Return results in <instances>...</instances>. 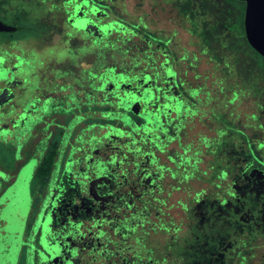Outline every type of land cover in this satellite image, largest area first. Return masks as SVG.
I'll use <instances>...</instances> for the list:
<instances>
[{"label": "flooded vegetation", "instance_id": "af4514ba", "mask_svg": "<svg viewBox=\"0 0 264 264\" xmlns=\"http://www.w3.org/2000/svg\"><path fill=\"white\" fill-rule=\"evenodd\" d=\"M92 2L94 7L104 8ZM22 7L20 21L0 15V21L18 29L6 35L22 36L0 40V145L6 150L4 165H0V264H13L12 257L17 255L18 259L24 254L25 264H91L97 249L94 237L103 235L99 230L95 232L89 222L77 221L80 210L86 209L100 220L126 187L139 197L143 187L160 183L157 164L164 162L166 154L169 156L168 146L162 144L164 127L178 120L170 128L171 138L177 136L195 115L189 114V103H205L209 96L200 100L182 93L188 71L178 77L175 65L187 58V52L178 44L182 56L177 58L170 45L173 35L152 31L155 37L164 36L170 57L166 49L145 38L150 50L153 45L154 49H162L160 62L165 71L153 72L150 84L143 85L138 79L124 77L123 67L117 63L109 77L111 69L101 60L115 46L111 49L108 40H103L105 26L99 23L102 20L92 17H97V11L87 13L86 7L79 4L73 10L80 17L67 11L64 25L71 37L64 38L65 48L59 51L54 36L45 40L41 34L30 33L28 5ZM99 14L105 16L104 11ZM64 25L60 24L57 34L61 35ZM77 52L81 54L79 62L88 65L80 74L73 71L79 65ZM135 54L140 56V52ZM146 54L149 56L150 51ZM61 59L73 64V72H56V63ZM93 60L101 61L97 73L89 64ZM140 86L147 87L140 91ZM173 90L176 94L170 93ZM201 90L199 87L187 93ZM31 166V198L33 210L38 212L30 232L22 235L24 244L20 246V217L8 221L9 214L3 219L2 211L17 199L18 184ZM9 167L12 172H8ZM65 175L67 178H62ZM114 198L117 200L112 202ZM44 204L48 209L39 225ZM48 216L55 221L44 232Z\"/></svg>", "mask_w": 264, "mask_h": 264}, {"label": "trees", "instance_id": "16d2710c", "mask_svg": "<svg viewBox=\"0 0 264 264\" xmlns=\"http://www.w3.org/2000/svg\"><path fill=\"white\" fill-rule=\"evenodd\" d=\"M23 4L28 5L31 24L46 20L38 0H0V15L20 21ZM194 5L191 0L180 3V12L190 16L194 32L213 47L218 40L215 27L198 30L200 16L193 12ZM228 35L236 68L249 67L263 75L254 60L264 58L244 31ZM254 85L256 94L259 82ZM190 106L197 114L199 105ZM211 120L212 135H200L198 145L184 144L178 135L171 138L170 144L181 151L176 161L180 171L171 167L175 160L170 156L167 163L157 164L160 183L143 187L139 197L126 187L112 214L98 220L80 210L77 221L89 222L103 235L100 240L94 237L95 264H264V125L249 127L251 132L236 125L235 135L223 136ZM191 122L183 129L191 128ZM167 176L170 181H164Z\"/></svg>", "mask_w": 264, "mask_h": 264}, {"label": "rangeland", "instance_id": "374dc122", "mask_svg": "<svg viewBox=\"0 0 264 264\" xmlns=\"http://www.w3.org/2000/svg\"><path fill=\"white\" fill-rule=\"evenodd\" d=\"M68 1L69 4H67ZM92 1H95L96 4L103 6L104 8L101 9L98 6L94 7ZM187 1L189 0H38V5L45 11L46 20H41V22L35 25L29 22V30L33 36H40V34L43 35V39L45 40L54 36V42L59 45L58 50L63 51L65 48L64 38L69 39V37H71V34L64 25V22L68 17V12L77 14V10H73V7H76L77 4L86 7L85 9L87 13H90L89 11H97V17L93 15L92 17L102 20L99 23L105 26L103 40H108L111 49L115 46V48L107 54V57L101 60L102 63L107 65L110 69L115 63H117L119 67H123L121 73L124 77H127L129 80L132 78L138 79L140 82L144 83L143 85L150 84L154 77L152 75L153 72L158 71L164 73L165 71L160 62V59L161 61L163 60V57L161 56L163 53L162 49H154L153 45L150 50L149 44L145 38H150V40L158 43L163 49H166L170 57L169 45L166 44L164 36L155 37L156 33L152 31L157 29L158 35H173L174 38L170 45L172 46V50L177 53V58H181L182 56L177 49L178 44L185 48L187 52V58L180 64L175 65L178 77H181V72L188 71V85L186 84L184 86L182 93L196 99L198 97L200 100H204L207 94L209 96L208 103H198L200 111L193 116V123L191 122L192 127L189 129L182 128L181 131L179 130L178 136L181 137L184 144L197 143L199 136L204 133L212 135L211 125L214 123L211 119L215 121V124L220 128L221 132H224L223 136L231 134L235 135L236 128H244L248 132H251L252 128L249 127H257L259 124L264 125V60L261 58H256L254 60V62H257L258 65H260V70L263 71V75L260 74L261 76L258 72L252 73L249 67L236 68L232 53L227 46V40L229 38L228 33L230 31L238 30L239 32L244 31L245 33L244 19L246 6L242 3L233 4L232 1H230V3L225 0H191L195 4L192 7L193 12H197L200 16L198 19L200 25L198 30L204 26L215 27V34L218 37V40L213 44V47H211L205 44L202 37L194 32L195 29L192 26L190 16L184 15L180 12V3ZM204 6L207 8L206 14L203 13L205 10ZM49 10L54 11L49 12ZM103 11L105 12V16L102 17L99 12ZM93 12L91 14H94ZM80 15H82V13H80ZM75 16L80 17L78 14ZM226 21H234V25H223ZM59 23L64 25V27H62L61 35L57 34L61 29ZM141 26H144V28H141ZM137 33L139 35H137ZM21 37V33L14 35H6L5 33L0 34V40H16ZM33 45L31 46L35 48L37 47V44L34 43ZM121 45L124 46L121 47ZM148 50L150 51L149 56L146 54ZM136 52H140V56L144 59L142 60L140 56L137 57L138 55L135 54ZM78 53L79 52L76 54ZM131 57L136 60H130ZM155 57L158 58L157 62H155ZM78 58H81L80 53L77 56V59ZM79 60L80 59L77 60L79 65L74 69L73 64L68 60L63 61L61 59L59 63H56V72L68 73L69 71H74L77 74H80L81 69L88 65L82 61L79 62ZM101 61L93 60L92 62H89L95 73H97L96 71H98L97 68L100 66ZM72 69L74 70L71 71ZM237 70L241 72L240 75ZM112 72L113 70L111 69L109 77L113 76ZM256 82H259L258 86L260 87V92L259 90H256L255 94L252 87L255 86L254 83ZM145 87L147 86H140V91L144 90ZM199 87L202 89L200 92L195 91L191 94L187 93V91L197 90ZM170 93L176 94L174 90L170 91ZM108 99L109 101L112 99L111 94H109ZM190 109L189 114L193 112L194 108L191 106ZM252 114H257L258 117H254ZM204 116H208L211 119L205 118ZM182 117L183 116L181 115V118ZM176 122H178V120H173L169 128L166 126L164 127L166 131L162 136V144L163 146H168L167 149L169 151V156L167 157H174L175 162L170 163L171 167L174 168L175 171H180L176 166V161L181 153L180 148L175 145L176 143L174 144L172 142L171 144H168L169 139L172 137L170 128H173ZM196 145H198V143ZM194 149L197 150V148ZM5 151V148L0 145V165H4L3 160L5 159ZM166 155L164 162L168 160ZM165 163H167V161ZM9 171L12 172L10 167L8 169V172ZM24 173L25 174L22 176L20 183L18 184L20 192L18 193L17 199H12L13 202L8 205L10 208L2 211L4 214H2L3 219L5 214H9L8 221L11 218L17 219V217H20V220H17L20 221V246L21 244H24L21 240L22 235L27 230L30 232L33 225V217L38 212H36V209H34L35 211L33 210V200L31 198V180L34 173L33 167L31 166L30 169L25 170ZM62 178L67 177L65 175L62 176ZM164 178V181H170L168 176ZM55 183L56 182L52 183L51 190ZM114 200L117 199L114 198L112 202H115ZM48 202L49 198L46 203ZM107 207L108 205L106 206V209ZM47 209L48 205L44 204L43 212L41 213L42 217L38 221L39 225H41V221L43 220V217H45L44 212ZM32 210L33 215L30 217L32 219H29L28 217ZM108 212L109 214H112L113 211L111 212V209H108ZM105 214L102 216L103 218L105 217ZM0 218H2L1 215ZM54 221L55 218L52 220V217H46L44 232L48 231V226L53 225ZM3 226H5L4 220ZM34 231L31 238H33ZM31 241L32 239H30L29 242ZM12 259H15L14 263L12 262L13 264L26 263L25 254L22 258L19 257L17 259L16 255V258L12 257ZM12 259L11 261H13Z\"/></svg>", "mask_w": 264, "mask_h": 264}, {"label": "water", "instance_id": "95a60500", "mask_svg": "<svg viewBox=\"0 0 264 264\" xmlns=\"http://www.w3.org/2000/svg\"><path fill=\"white\" fill-rule=\"evenodd\" d=\"M246 5L244 27L250 46L264 58V0H237ZM18 29L0 21V32L11 33Z\"/></svg>", "mask_w": 264, "mask_h": 264}]
</instances>
